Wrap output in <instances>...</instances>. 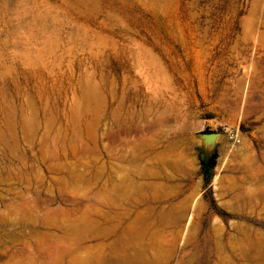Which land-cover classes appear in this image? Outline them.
Wrapping results in <instances>:
<instances>
[{"label": "rangeland", "instance_id": "obj_1", "mask_svg": "<svg viewBox=\"0 0 264 264\" xmlns=\"http://www.w3.org/2000/svg\"><path fill=\"white\" fill-rule=\"evenodd\" d=\"M0 264H264V0H0Z\"/></svg>", "mask_w": 264, "mask_h": 264}, {"label": "water", "instance_id": "obj_2", "mask_svg": "<svg viewBox=\"0 0 264 264\" xmlns=\"http://www.w3.org/2000/svg\"><path fill=\"white\" fill-rule=\"evenodd\" d=\"M220 136V133L218 132H205L202 133L199 138L202 141L203 146L207 151L212 152V150L215 148L216 142ZM212 162H214L215 154L212 155Z\"/></svg>", "mask_w": 264, "mask_h": 264}, {"label": "trees", "instance_id": "obj_3", "mask_svg": "<svg viewBox=\"0 0 264 264\" xmlns=\"http://www.w3.org/2000/svg\"><path fill=\"white\" fill-rule=\"evenodd\" d=\"M202 173H203L204 178H205L206 181L211 180L212 171H211V166L210 165H205V163L203 162Z\"/></svg>", "mask_w": 264, "mask_h": 264}]
</instances>
